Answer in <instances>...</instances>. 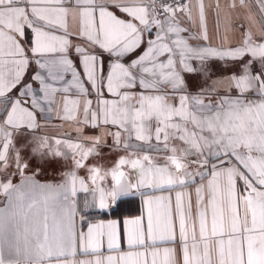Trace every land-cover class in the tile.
Wrapping results in <instances>:
<instances>
[{
    "label": "snow or ice",
    "instance_id": "1",
    "mask_svg": "<svg viewBox=\"0 0 264 264\" xmlns=\"http://www.w3.org/2000/svg\"><path fill=\"white\" fill-rule=\"evenodd\" d=\"M198 8L202 36L186 37L177 14L192 16L182 0H0V264H264V32L223 49L191 44L208 39L203 0ZM212 58L240 61V74L224 93L183 94L190 61ZM54 111L76 139L36 135L37 114ZM89 127L104 131L86 136ZM18 135L33 136L23 146L41 157L71 153L63 183L25 175ZM105 135L125 155L107 169L87 164ZM161 152L158 163L151 153ZM50 190L54 197L43 195ZM78 192L90 197L85 209L100 210L140 195L146 220L123 221L127 251L117 220L77 229ZM105 241L117 255L104 256ZM177 241L179 260L176 248L160 247Z\"/></svg>",
    "mask_w": 264,
    "mask_h": 264
},
{
    "label": "crops",
    "instance_id": "2",
    "mask_svg": "<svg viewBox=\"0 0 264 264\" xmlns=\"http://www.w3.org/2000/svg\"><path fill=\"white\" fill-rule=\"evenodd\" d=\"M183 2L189 3L191 7L192 20L189 21L183 13H178V18L180 20L181 26L188 29V32L183 33L184 36L196 35L198 37L202 36V28L199 19V8L198 0H184ZM204 14H205V26L207 30V41L202 38L198 41L190 40L189 43L195 44L199 43L202 46H211L218 49L229 48L238 46L244 39V34L246 31H250L254 39H259L262 32H264V13L260 11V4L257 0H203ZM234 5V6H233ZM76 25L69 19V30H73ZM155 29L153 30L154 37ZM30 37L26 38L24 43L28 47ZM247 59V58H246ZM108 59L104 57V68L105 73L107 72ZM240 61L233 60H220L217 58H212L204 62L203 64L199 61H190L191 66L196 69L192 73L183 72L182 77L184 80V87L182 89L183 94L189 96H194L200 94L202 90H207L211 87H216L221 93L227 90V78L236 73L240 74ZM34 67V66H33ZM220 81H224V84H220ZM235 92V90H233ZM93 100V106H95V97H90ZM105 98L111 99L108 93L105 91ZM60 97H57L59 102ZM50 119H44L37 114V120L41 125V128L37 131V136H48L50 138H67L71 137L76 139V132L74 126L67 123L61 122L57 117L55 111L52 112ZM154 123V122H153ZM112 131L116 129L112 126ZM24 131V130H22ZM104 129L102 128H86L84 135L86 136H100ZM33 140V136L29 135L27 137L18 135L16 138V147L21 150V158L24 163H27L28 167L24 170L26 176H33L35 181L40 184H51L53 186L59 185L64 182L65 174L69 172L73 165L71 161V153L66 148H61L68 156V159L64 158H44L39 154H34L32 152L31 146L24 147L23 145L28 144ZM103 141L100 146H98L97 151L100 153L98 156L89 157L87 164L97 165L102 168H110L113 163L121 156L125 155V152L121 149H116L111 147L113 144V139L111 136H103ZM153 144L156 143L155 140L152 141ZM179 145V142H175ZM162 147V145H161ZM158 163H163V156L165 153H151ZM11 153H10V163ZM129 173V178L132 181L137 179L135 175V170L124 169ZM15 173L12 176L13 184H20L21 176L17 172L16 168L13 166L8 169V174ZM79 176H86V170L80 169L78 171ZM5 173L0 171V180H3ZM78 187V185H77ZM145 191L151 192L149 189ZM192 191L193 203L195 202L194 188L189 189ZM154 195H168L167 191H156L152 193ZM43 195L48 197H54V191H45ZM174 197V193H172ZM40 192L37 191V197L39 198ZM87 194L83 192H78L77 206L80 211L77 212L76 224L78 230L87 231L88 223H107L110 220H117L120 223L121 238H120V251H127L126 234L123 230V221L126 219H133L140 216H144L146 220V207L143 203L142 198L139 194L129 195L122 197L117 200L115 204L110 205L108 209L100 210L97 207L84 208V200ZM6 203V197L0 194V208H3ZM51 203V201H50ZM193 213H195V207H193ZM83 216V222L80 217ZM161 249L163 247H174L177 250V259H180V243H166L160 245ZM104 256L117 255V252H109L107 250V243L105 241L103 247ZM80 258H92V257H80ZM162 259V255H161Z\"/></svg>",
    "mask_w": 264,
    "mask_h": 264
},
{
    "label": "built area",
    "instance_id": "3",
    "mask_svg": "<svg viewBox=\"0 0 264 264\" xmlns=\"http://www.w3.org/2000/svg\"><path fill=\"white\" fill-rule=\"evenodd\" d=\"M184 0H182V2H183Z\"/></svg>",
    "mask_w": 264,
    "mask_h": 264
}]
</instances>
